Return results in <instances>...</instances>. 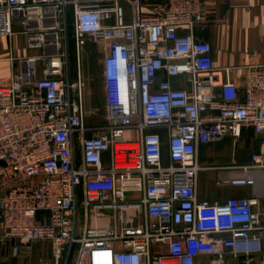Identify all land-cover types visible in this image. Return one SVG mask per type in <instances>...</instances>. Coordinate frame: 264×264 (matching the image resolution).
<instances>
[{
    "label": "built area",
    "instance_id": "obj_1",
    "mask_svg": "<svg viewBox=\"0 0 264 264\" xmlns=\"http://www.w3.org/2000/svg\"><path fill=\"white\" fill-rule=\"evenodd\" d=\"M144 1L0 0V35L39 50L10 57L0 85V237L14 253L42 241L52 264H194L203 250L231 264L263 249L255 200H200L197 183L199 145L247 126L264 138V61L214 66L197 36L207 0H164L152 14ZM87 40L103 54L102 107L89 103ZM251 169L264 176V150Z\"/></svg>",
    "mask_w": 264,
    "mask_h": 264
},
{
    "label": "crops",
    "instance_id": "obj_2",
    "mask_svg": "<svg viewBox=\"0 0 264 264\" xmlns=\"http://www.w3.org/2000/svg\"><path fill=\"white\" fill-rule=\"evenodd\" d=\"M206 4V27L202 32H197V36L211 44L214 66H239L264 61V0H207ZM155 5L160 11L163 10L164 0H145L143 13H154ZM125 10L126 16L129 17L127 5ZM38 53V49L26 46L20 33L10 37L0 35V85L11 78L10 57ZM154 130L161 136L163 162L168 163L166 130ZM134 135L133 130L126 131L127 138ZM263 150V135L254 133L250 126L242 127L238 138L225 135L220 140L199 145L198 158L203 169L198 173V199L219 202L229 197L254 199L253 209L261 213L264 221L263 171L242 170V166L251 162L254 153H261ZM106 159L107 154L104 155V160ZM245 174L254 178L253 185H232L227 182ZM13 246V241H5L0 237V264H42L43 261L52 264L54 261L52 247L48 243L34 241L29 246L18 249V253H14ZM209 260L210 253L203 250L195 257L194 264H208ZM229 261L231 264H264V247L250 255L230 256Z\"/></svg>",
    "mask_w": 264,
    "mask_h": 264
},
{
    "label": "rangeland",
    "instance_id": "obj_3",
    "mask_svg": "<svg viewBox=\"0 0 264 264\" xmlns=\"http://www.w3.org/2000/svg\"><path fill=\"white\" fill-rule=\"evenodd\" d=\"M69 43L71 44V42ZM70 53L72 61L74 54L71 48ZM102 59L103 54L100 49V43L87 40L82 59V68L90 82L91 98L89 99V103L98 107H102L105 97Z\"/></svg>",
    "mask_w": 264,
    "mask_h": 264
},
{
    "label": "trees",
    "instance_id": "obj_4",
    "mask_svg": "<svg viewBox=\"0 0 264 264\" xmlns=\"http://www.w3.org/2000/svg\"><path fill=\"white\" fill-rule=\"evenodd\" d=\"M71 17H70V13H69V28L71 29ZM73 59H74V57H73Z\"/></svg>",
    "mask_w": 264,
    "mask_h": 264
}]
</instances>
